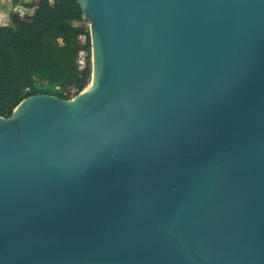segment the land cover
I'll return each mask as SVG.
<instances>
[{"label": "water", "instance_id": "water-1", "mask_svg": "<svg viewBox=\"0 0 264 264\" xmlns=\"http://www.w3.org/2000/svg\"><path fill=\"white\" fill-rule=\"evenodd\" d=\"M92 74L0 115V264H264V0H78Z\"/></svg>", "mask_w": 264, "mask_h": 264}, {"label": "trees", "instance_id": "trees-1", "mask_svg": "<svg viewBox=\"0 0 264 264\" xmlns=\"http://www.w3.org/2000/svg\"><path fill=\"white\" fill-rule=\"evenodd\" d=\"M21 4L32 12L21 17L11 11L10 23L0 25V115L4 117L31 95L73 98L92 74L89 22L78 0Z\"/></svg>", "mask_w": 264, "mask_h": 264}, {"label": "rangeland", "instance_id": "rangeland-1", "mask_svg": "<svg viewBox=\"0 0 264 264\" xmlns=\"http://www.w3.org/2000/svg\"><path fill=\"white\" fill-rule=\"evenodd\" d=\"M38 2L39 0H19V4H15L14 0H0V25L8 24L11 21L10 12L14 11L24 17L26 13L32 12V9L25 8L22 2ZM84 41V38H81ZM84 56V55H81ZM76 96V95H75Z\"/></svg>", "mask_w": 264, "mask_h": 264}, {"label": "built area", "instance_id": "built-area-1", "mask_svg": "<svg viewBox=\"0 0 264 264\" xmlns=\"http://www.w3.org/2000/svg\"><path fill=\"white\" fill-rule=\"evenodd\" d=\"M81 55H84V53H81ZM79 63H80L81 65H84V60L81 59V60L79 61Z\"/></svg>", "mask_w": 264, "mask_h": 264}]
</instances>
